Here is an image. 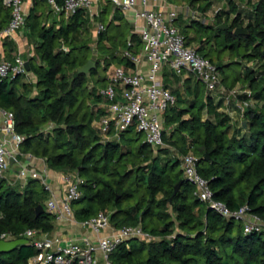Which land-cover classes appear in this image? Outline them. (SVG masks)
Listing matches in <instances>:
<instances>
[{
  "label": "trees",
  "instance_id": "1",
  "mask_svg": "<svg viewBox=\"0 0 264 264\" xmlns=\"http://www.w3.org/2000/svg\"><path fill=\"white\" fill-rule=\"evenodd\" d=\"M44 2L33 0L25 28L35 41L37 56L29 58L34 79L0 77V108L15 113L18 132L26 135L22 144L25 152L45 157L54 170L77 171L85 179L83 196L73 202L81 204L74 210L79 220L108 210L115 226L141 224L155 237L119 244L111 260L116 264H264V228L245 232L242 221L227 218L202 201L185 176L181 161L184 154L194 152L199 157L198 171L209 181L217 200L233 211L248 205L249 212L264 220V0H245L247 9H240L236 0H228L230 8L217 13L215 24L192 19L180 27L188 38L187 27L213 29L235 14L227 29L217 28L197 50L217 65L228 89L242 83L250 91L240 94L238 101L253 100L256 107L248 106L241 112L237 103L230 102V110L237 108L241 116L230 134L232 115L220 110L212 92L202 96L204 84L200 80L195 79L192 87V78H188L186 92L191 98L184 99L181 91L174 90L177 102L165 112L164 140L169 147L157 150L146 141L136 145L132 135L141 132L133 126L119 139H103L94 121L95 113L105 114L100 104L106 100L96 93L94 85L89 90V75H97L102 62L97 58L96 67L88 74L78 71L90 59L83 53L90 46L81 40L91 25L89 15L79 10L69 19L60 15V20L47 23L38 11ZM212 2L199 9L207 11ZM224 13L227 16L222 20ZM9 18L10 9L0 2V26ZM123 22L129 24L122 11L115 9L105 31L98 34V46L106 53L101 55L106 72L113 64L134 66L121 53L122 48H129V37L135 43V53L142 44L139 35L130 32L121 49L115 46L121 41L117 28ZM237 27L247 29L248 34L236 35ZM111 28L116 30L114 34H109ZM216 36L222 37L224 48L253 62V67L238 59L215 62L212 46L203 52L205 44ZM13 50H5L8 59H13ZM235 64L240 65L239 73L234 71ZM101 80L108 83V76ZM87 98L92 101L88 103ZM218 101L223 104L224 98ZM50 123L53 126L49 128ZM135 194V203L124 206L123 201ZM48 197L36 179L21 185L0 178V235L22 238L29 228L52 231L55 215L46 210ZM39 204L45 211L37 215ZM38 252L30 243L21 244L0 253V264H31Z\"/></svg>",
  "mask_w": 264,
  "mask_h": 264
},
{
  "label": "built area",
  "instance_id": "2",
  "mask_svg": "<svg viewBox=\"0 0 264 264\" xmlns=\"http://www.w3.org/2000/svg\"><path fill=\"white\" fill-rule=\"evenodd\" d=\"M46 1L52 12L66 19L79 10L85 11L89 15L90 23H94L97 34L106 29L105 24L98 21L101 15L98 9L99 0ZM109 1L132 21L131 33L139 35L142 44L138 53H135V43L128 38L129 48H124L121 53L134 66L111 65L107 70L108 83L99 90L106 100L100 104L105 109V114L100 120H96V127L103 134L104 140L119 139L123 131L133 126L145 135V141L153 149L169 147L164 140L165 112L176 104L177 98L164 82L163 72L166 67L180 77L191 73L205 85L207 92L220 91L227 105L233 99L241 112H244L245 107L240 104L238 97L240 94H250V91L240 90L238 87L228 89L223 84L217 65L200 55L197 47L188 43L186 35L176 25L179 14L174 9L167 10L169 0ZM0 2L10 9L8 22L0 26V77L14 78L23 75L29 79L30 71L22 55H16L12 60L4 55L5 40L13 38L16 33L26 28L27 0ZM185 17L202 22V18H207L191 5L186 7ZM0 113V178H6L11 184L21 185H25L30 179L38 180L49 194L46 210L57 219H75L72 205L83 196L82 185L85 179L77 171L62 172L61 179L65 189L63 196L59 198L49 174L47 159L42 158L44 166L41 169L35 167L34 162L38 156L22 151L26 135L18 132L15 113L3 108H0ZM52 126L53 123H50L49 128ZM198 160L199 157L192 151L181 157L184 174L196 187L195 194L223 216L242 221L245 232L264 228V220L249 212L248 205L233 211L214 197L209 181L198 171ZM80 225L90 233L78 239H64L38 229H26L22 238H26L39 251L31 258L30 263L116 264L111 260V255L119 244L132 238L146 241L155 239L141 224L115 226L108 210H100L96 215L81 220ZM15 238L17 237L10 233L0 235L2 240Z\"/></svg>",
  "mask_w": 264,
  "mask_h": 264
},
{
  "label": "rangeland",
  "instance_id": "3",
  "mask_svg": "<svg viewBox=\"0 0 264 264\" xmlns=\"http://www.w3.org/2000/svg\"><path fill=\"white\" fill-rule=\"evenodd\" d=\"M209 0H169V7L167 8V10L169 9H174L178 12L179 16L176 20V25L178 27H186L187 24L190 23V21L192 20L191 18L185 17V10L186 7L191 5L195 10H197L200 13H204L207 18L206 20L204 18H202L204 21L203 23L206 25H213L216 23V15L219 11H225L228 10L230 7H228V0H213L212 4L209 6V9L207 11H202L201 9H199V6H205L208 3ZM237 2H239V7L240 9H247V4L245 3V0H236ZM98 9L101 12L100 17H98V21H102L105 25H107L109 23V21L112 19V16L114 14L115 8L113 7V4L111 3V1L109 0H99V5H98ZM107 9V10H106ZM222 9V10H220ZM103 10H106V12H102ZM38 11L40 13H43L42 19L43 21H47V23H51L54 20H60L62 17L60 15L55 14L54 12L51 11V7L47 2H44L38 9ZM226 14H223V18L222 20L226 19ZM235 14H230V19L228 21H226V25H230L233 17ZM102 18V20H101ZM129 22V21H128ZM92 25L89 26L88 31L85 30L82 34L81 40L83 42H86L87 44H89L90 48L89 49H85L83 50V53L86 57L93 59L96 61L97 58H100L101 62H102V67L100 68V71L97 75H92L90 77V82H89V90L93 87V85L96 87V93L99 94V90L101 88H103L104 86L107 85V81L106 83H104L101 79L104 78L107 75V72L103 69L104 65H105V59L103 56L101 55H106L105 51H103V48H100L98 46V34L95 31V28L93 27L94 23H91ZM121 31V35H120V40L119 42H117L115 44L116 47H119L120 49L122 41H124V39L128 38L130 32L132 31V21L129 22V24H127L126 22H123L121 24V27H118L117 30ZM187 35H188V43L196 46L197 48L201 46L202 44V40L208 38L211 34L215 33V31L217 30V26L212 28H207V29H203V30H199L197 29V26L194 27H187ZM115 29L111 28L109 30V34H114L115 33ZM31 36V35H30ZM224 41L222 40V37H214L212 38V40H210L207 44H205V47L203 48V52H208V48H210V46H212V48L214 47V51L212 52L211 57L215 60V62H220V63H226L228 61H233V60H241L242 63L246 66L249 65L251 67H253V62H248L246 61V59H242V58H238L237 52H233L229 49V48H224ZM29 46V45H28ZM30 51H32V53L34 54V56L36 54V49L34 45H30ZM125 49L127 47H124ZM122 48L121 51L124 49ZM141 48V45H140ZM139 48V49H140ZM220 50V51H219ZM219 51V52H218ZM199 53V52H198ZM200 54V53H199ZM201 55V54H200ZM89 59V60H90ZM234 71L237 73H239L240 71V65L235 64L234 66ZM30 75H32V73H29ZM106 74V75H105ZM223 74H221L222 77ZM177 74L175 73L174 76H172V74L170 73L169 68H167L166 71V83H172L175 85V87L173 89H175L177 87V89L179 91L182 92V98L184 99H190L191 97L189 96V94L186 92V83L182 84L181 83V77L177 78ZM185 77V76H184ZM180 79V80H179ZM195 83V81L193 82ZM236 87H238L240 90H244L242 83H237L235 85ZM202 90H203V94L202 96L204 97V95L206 96L207 94H209L206 91V88L204 87V85H201ZM220 91H214L212 93L213 97L215 98V101L218 104H221V108L220 110H226L227 113H230V115H232L233 117V122H232V126L230 128V134H233L234 130L236 129L235 127L237 126V124H239L240 121V112L237 108H234L233 110H230L229 105H227L225 102L222 104V102L220 103V101H218L219 99H222V94L219 93ZM88 103H90L92 101V99H86ZM232 101H234L236 103L235 100L231 99ZM242 105H244L245 109L248 106L251 107H256V103L253 100H249L247 101V103H244L243 101H241ZM86 108V107H85ZM228 109V110H227ZM237 110V111H236ZM236 111V112H235ZM206 112V111H205ZM97 114L95 121H94V126L96 125V120H100L101 116L100 114ZM204 117H206V115H204ZM242 121V120H241ZM244 123V122H243ZM245 127V126H244ZM169 128V127H168ZM132 137H135V144L139 145L140 143L144 142L146 140V137L144 134H138L135 135V133H133ZM22 151L24 153H29V152H25L24 149L22 148ZM174 152V151H173ZM173 154V153H172ZM175 154L178 155V152H175ZM137 199V194H135L132 197H129L128 199H125L123 201L124 206L130 205V204H134L135 201ZM81 204H74L73 209L75 210V208L77 206H79ZM113 256L111 257V259H113Z\"/></svg>",
  "mask_w": 264,
  "mask_h": 264
},
{
  "label": "crops",
  "instance_id": "4",
  "mask_svg": "<svg viewBox=\"0 0 264 264\" xmlns=\"http://www.w3.org/2000/svg\"><path fill=\"white\" fill-rule=\"evenodd\" d=\"M25 6H26L25 8L29 14L31 7L33 6V0H27V2L25 3ZM126 19L130 22V20L128 18H126ZM132 28H133V26H132ZM30 45L35 46V41L33 40V38H31L29 36L26 29H24V31H22L20 33H16L13 38H7L5 40V42H4V55H5V50L13 47L14 50L12 51V57L20 54L27 61V60H29L30 57L34 56L32 51H30V48H31ZM35 55H37V54H35ZM5 57H6V55H5ZM166 71H167V67L164 68V72H163V79H164L165 83H166V80H165L166 79ZM170 73L172 74V76H174L172 71H170ZM188 78H192L191 86L193 87V85H194L193 82L195 81L196 78L191 73H187V74H185V77H181L180 78L181 83L185 84L186 83L185 80ZM33 79H34L33 75H31L29 79L25 77L26 81H32ZM166 85L172 90L173 93H174V90L177 89V87L175 89H173L175 87V85L172 83L170 84L167 82ZM204 115L207 116V114L205 112H204ZM1 123H2V115L0 113V124ZM42 158L43 157H39V156L37 157V159L34 162L35 167L41 169L44 166ZM48 170H49V174H50V177L52 179L53 185L56 189L57 196L59 198H61L64 194V189H65V186H64L63 181L61 179V175H62L63 171L54 170L50 167H48ZM80 222H81V220H79L76 217V215H75V219H71V220L68 219L67 217H64L61 219L55 218L54 229L52 231H50L49 234L52 236H60V237H63L64 239L81 238V236L89 234L90 232H88L86 229H84L80 225Z\"/></svg>",
  "mask_w": 264,
  "mask_h": 264
},
{
  "label": "water",
  "instance_id": "5",
  "mask_svg": "<svg viewBox=\"0 0 264 264\" xmlns=\"http://www.w3.org/2000/svg\"><path fill=\"white\" fill-rule=\"evenodd\" d=\"M229 26L226 24H220L217 26V28L220 29H227ZM235 34L236 35H240V34H248V30L242 27H237L235 29ZM26 66L27 69H30V61L27 60L26 61ZM96 67V61L93 59L88 60L84 65H82L81 67H79L78 71L79 73H84V74H88L90 72V70L92 68ZM14 159L12 158L11 161H13ZM180 186V183H178L175 187V192H177L178 188ZM43 211H45V207L42 204H39L36 207V214L39 215L40 213H42ZM28 243V240L26 238H15V239H10V240H2L0 239V253H8L13 251L17 246L21 245V244H26ZM39 264H43V262H40Z\"/></svg>",
  "mask_w": 264,
  "mask_h": 264
}]
</instances>
